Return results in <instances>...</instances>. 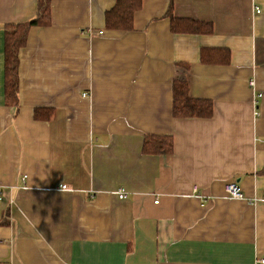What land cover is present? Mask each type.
Masks as SVG:
<instances>
[{
    "label": "crops",
    "instance_id": "crops-1",
    "mask_svg": "<svg viewBox=\"0 0 264 264\" xmlns=\"http://www.w3.org/2000/svg\"><path fill=\"white\" fill-rule=\"evenodd\" d=\"M115 1L51 0L14 102L4 27L37 0H0V264L264 260V0H141L130 31L105 27ZM170 16L212 32L173 33ZM181 85L210 117H173ZM146 135L171 153H143Z\"/></svg>",
    "mask_w": 264,
    "mask_h": 264
},
{
    "label": "trees",
    "instance_id": "trees-1",
    "mask_svg": "<svg viewBox=\"0 0 264 264\" xmlns=\"http://www.w3.org/2000/svg\"><path fill=\"white\" fill-rule=\"evenodd\" d=\"M51 0H37V12L33 19L4 27V69L5 92L9 99L17 102L19 51L24 47L29 30L33 26H48L50 21ZM141 7V0H116L113 7L105 12V27L109 30L130 31L133 16ZM170 30L173 33H205L212 32L211 24L177 19L172 16ZM224 62L229 59L228 51ZM202 54V52H201ZM212 103L208 100L193 99L188 95L185 86H176L172 97V115L175 118H208L212 115ZM53 111L49 109L34 110V118L49 120ZM173 148L172 139L166 136L146 135L142 151L145 154H170Z\"/></svg>",
    "mask_w": 264,
    "mask_h": 264
},
{
    "label": "built area",
    "instance_id": "built-area-1",
    "mask_svg": "<svg viewBox=\"0 0 264 264\" xmlns=\"http://www.w3.org/2000/svg\"><path fill=\"white\" fill-rule=\"evenodd\" d=\"M256 12H259L258 10ZM251 86H253V82H249ZM62 188H65L62 186ZM225 194L230 198V199H235V200H243V195L242 192L240 191V188L237 186L235 182H230L227 183L224 187ZM117 195L119 199H124L125 195L122 189L117 190ZM250 202V201H248ZM157 203V201H155ZM256 264H264V260H257Z\"/></svg>",
    "mask_w": 264,
    "mask_h": 264
}]
</instances>
